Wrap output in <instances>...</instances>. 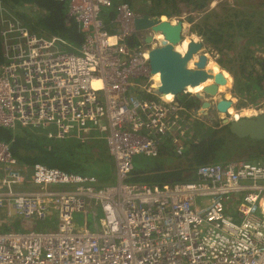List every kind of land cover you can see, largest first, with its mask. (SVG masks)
I'll list each match as a JSON object with an SVG mask.
<instances>
[{"label": "built area", "instance_id": "1", "mask_svg": "<svg viewBox=\"0 0 264 264\" xmlns=\"http://www.w3.org/2000/svg\"><path fill=\"white\" fill-rule=\"evenodd\" d=\"M61 1L77 23L78 46L33 32L0 0V127L105 142L116 181L42 163L21 168L0 140V213L36 224L0 232V264H264V163L205 164L196 181H130L135 155L157 157L165 143L183 153L188 111L153 92L139 37L147 31L137 29L129 4L118 6L110 31L102 14L114 0ZM149 33L160 43L161 33ZM131 77L146 83L131 92ZM262 112L264 101L230 117ZM93 207L102 212L99 230L88 226ZM51 220L54 229L38 227Z\"/></svg>", "mask_w": 264, "mask_h": 264}, {"label": "trees", "instance_id": "2", "mask_svg": "<svg viewBox=\"0 0 264 264\" xmlns=\"http://www.w3.org/2000/svg\"><path fill=\"white\" fill-rule=\"evenodd\" d=\"M1 1L8 11L24 20L33 32L46 36H63L73 46L79 45L81 34L77 23L68 16L66 2ZM213 1L215 0H140L139 4L142 6L137 8L134 0H114L113 6L106 8L102 17L107 28L114 31L110 21L122 3L129 4L132 10L140 14L152 16H183V13H187V20L192 23V32L208 43L209 51L214 49L224 56L229 55L225 59L221 56L218 61L234 77L233 93L243 99V106L257 105L264 101V0L260 3L255 0H242V4L238 0L221 2L223 10H226L224 16L214 8L210 10ZM198 17L200 18L197 20ZM236 51L239 53L234 58L232 53ZM4 60L0 30V63ZM179 102L186 107L188 115L199 104L194 94H185ZM12 131L0 127V140L10 144L12 155L17 158L21 168L30 170L34 164L42 163L68 172L89 174L84 172L82 165L76 164L75 156L79 154L77 151L61 153L56 142L38 132L35 136L31 131ZM191 136L193 140H187V148L183 154L174 157L168 153L159 154L157 158L167 161L148 170L134 168L130 181L148 184L196 181V170L205 164L237 160L264 162V141L237 138L231 134L228 125L219 122L210 125L207 121L196 118L191 123L190 139ZM81 156L85 154L82 153ZM89 165L94 167L93 164ZM103 166L109 167V163L103 162ZM103 166L97 165L94 168ZM98 179L101 184L111 183L106 176Z\"/></svg>", "mask_w": 264, "mask_h": 264}, {"label": "water", "instance_id": "3", "mask_svg": "<svg viewBox=\"0 0 264 264\" xmlns=\"http://www.w3.org/2000/svg\"><path fill=\"white\" fill-rule=\"evenodd\" d=\"M152 16L149 14H138L136 27L138 30L147 31L145 35L139 36L144 44H147L149 63L153 74H160V84L151 85L156 95L164 96L173 94L174 97L186 93L189 87H196L208 80L213 82L204 86L202 92H195L199 104L192 109L193 114L203 120H210V123L217 121L214 112L228 113L230 107L235 106L231 98H220L216 96L220 87L228 83L224 72H212L207 69L209 63L206 45L203 40H191L187 50L183 53L177 49V45L183 42L185 24L182 20L172 22L166 15ZM161 33L164 39L160 43L152 44L153 36L149 31ZM195 59L194 67L189 62ZM166 101L179 104L174 99L164 98ZM223 125H228L231 134L244 139L264 141V112L246 115L240 119L226 116L221 118Z\"/></svg>", "mask_w": 264, "mask_h": 264}, {"label": "rangeland", "instance_id": "4", "mask_svg": "<svg viewBox=\"0 0 264 264\" xmlns=\"http://www.w3.org/2000/svg\"><path fill=\"white\" fill-rule=\"evenodd\" d=\"M140 0H134V2H137V8L141 7L142 4H139ZM229 0H215L211 3L210 6V10H213V8L220 13L221 16H224L225 11L223 10L222 6H221V2H227ZM230 1H235V0H230ZM239 2H241L242 4V0H238ZM258 1L260 3L261 0H255ZM106 8L103 9V11ZM137 14H140L138 11H135ZM194 15L196 16V14L194 13ZM187 13H183V16H167L169 19H174L176 20V22L178 20H182L185 24V30H184V35H183V39L184 41H191L192 38L194 40H197V38H199V40H202L203 38L198 36L196 33L192 32L191 28H192V23H190L187 20ZM200 17L197 18V20ZM219 19V18H218ZM196 20V21H197ZM195 21V22H196ZM205 42V41H204ZM206 44V52L208 53L209 56V60L213 61L215 64L217 63L221 69H225L221 66V64L219 63V59L222 56V58L225 59V57L229 58V55H222L220 53H218L217 51H215L214 49L212 50V52L209 51V46L208 43L205 42ZM239 48V47H238ZM237 53H239L238 51H236L235 53H232V55L234 56V58L237 57ZM228 64H231V62H228ZM225 74L227 75L229 81L226 85L222 86L217 96L216 100H220V98H231L234 100L235 102V106L234 109L236 110H240L243 108H248L251 106H243L242 105V101L243 99L238 98L234 93H233V84H234V77L232 75V73H230L228 70H224ZM130 81L133 82V84L135 86H132V90L131 92H134L136 89H138L137 87L143 85L146 83V79L145 78H137V77H131ZM185 94H194L195 95V91H188L186 93H182L178 96H175L173 99L176 101H179V99H181L182 97H184ZM245 110V109H244ZM233 111V113H232ZM243 111V110H241ZM240 112V111H239ZM238 112V113H239ZM215 116L217 117V121H215L214 123H210V120H205L207 121L210 125L216 124V123H220L222 124L221 121V117H226L231 114H234V110L229 111V113H221V117H219L217 115V111L214 112ZM241 114V113H239ZM196 118H200L197 115L192 114L188 115V119L190 121V123L194 122V120ZM223 125V124H222ZM35 130L42 136V135H46V131L42 130L41 128H35ZM12 131V130H11ZM28 132L29 129H25L23 127L17 128L15 130H13L12 132ZM76 134H80L81 136H87L85 135L83 132H78L76 129L74 130ZM94 134L96 133V130H94L93 132ZM190 140H193L192 136L191 139L189 138L188 142ZM56 142V144L58 145V147L61 150V153H63L64 151H77L79 154H77L75 156V162L76 164L82 165V169L85 170V173H89V174H95L97 175L98 178L106 176L109 177L111 180V183L116 181V167H115V163L113 162V159L111 158L110 154H109V150L105 144V142H98V141H93V139H89L86 140L85 142H81L79 139H72V140H67V139H61V140H51ZM82 145V146H81ZM57 147V146H56ZM187 148V147H185ZM185 151V150H184ZM183 151V152H184ZM82 153L85 154V156H81ZM168 153L169 155H171V157L174 156H178V151L176 146L171 147L170 144L165 143V146L161 149L160 153ZM81 154V155H80ZM183 154V153H180ZM166 159H161L160 157H151V156H147L144 154H137L134 156V168L135 170H148V169H152L153 166L157 165V167L159 165H162L161 163L166 162ZM246 161H250V160H246ZM103 162H108L109 163V167L107 166H103ZM263 162V161H261ZM264 163V162H263ZM89 164H93L94 167H97V165L103 166V167H99V169H95L94 167H90ZM95 212V213H94ZM102 212L101 210L97 212V207H93V209H90L88 211L87 214V221H88V226L94 227L96 230L100 229V225H99V220L101 218ZM35 222L32 220H24L21 217H6L0 213V232L3 231H7V230H19V227L21 225H26L28 228L30 227H34L36 224H34ZM57 220H51L50 223H47L46 225H40L38 227L43 228V229H47L49 226H51L53 229L55 227H57ZM13 227V228H12ZM8 228H12V229H8Z\"/></svg>", "mask_w": 264, "mask_h": 264}, {"label": "bare ground", "instance_id": "5", "mask_svg": "<svg viewBox=\"0 0 264 264\" xmlns=\"http://www.w3.org/2000/svg\"><path fill=\"white\" fill-rule=\"evenodd\" d=\"M163 18V17H162ZM171 21L174 23V22H176V20H174V19H171ZM157 36L160 38V40L162 41L164 38H163V35L162 34H157ZM192 40H194L193 38H192ZM197 40H199V38H197ZM190 42V41H189ZM189 42L188 41H184L183 40V42L181 43V44H179V45H177V49L180 51V52H185L186 50H187V48H188V44H189ZM194 62H195V59H193V60H191L190 62H189V66L190 67H194ZM207 69H209V70H211L212 72H221V71H223L224 72V70L225 69H221V67L216 63H214L212 60L210 61L209 60V63H208V65H207ZM224 74H225V72H224ZM225 76L227 77V75L225 74ZM154 84L157 86V85H159L160 84V74L159 73H155V75H154ZM228 78V77H227ZM229 80V79H228ZM211 82H213V80H208L207 82H205V83H202L201 85H198V86H196V87H189L188 88V91H195V92H202V90H203V88H204V86H206L207 84H209V83H211ZM222 87V86H221ZM221 87H220V90H222L221 89ZM218 96V95H217ZM217 96H216V99H217ZM164 98H167V99H173V97H174V95L173 94H168V95H164L163 96ZM218 101V100H217ZM230 109L231 110H234V113H236V109H234V107H230ZM230 109L228 110V113H229V111H230ZM221 113H224V112H220V111H217V115L219 116V117H221ZM232 113H233V111H232ZM240 113H242V114H251V113H253L251 110H243V111H240ZM227 114V113H226ZM221 118H225V117H221Z\"/></svg>", "mask_w": 264, "mask_h": 264}, {"label": "crops", "instance_id": "6", "mask_svg": "<svg viewBox=\"0 0 264 264\" xmlns=\"http://www.w3.org/2000/svg\"><path fill=\"white\" fill-rule=\"evenodd\" d=\"M203 40V39H202ZM204 42V41H203ZM204 44H205V42H204ZM206 45V44H205ZM210 49V48H209ZM243 105V104H242ZM114 183V182H113Z\"/></svg>", "mask_w": 264, "mask_h": 264}, {"label": "flooded vegetation", "instance_id": "7", "mask_svg": "<svg viewBox=\"0 0 264 264\" xmlns=\"http://www.w3.org/2000/svg\"><path fill=\"white\" fill-rule=\"evenodd\" d=\"M132 175V174H131Z\"/></svg>", "mask_w": 264, "mask_h": 264}]
</instances>
